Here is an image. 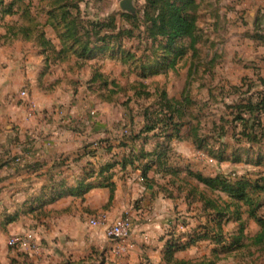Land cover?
I'll list each match as a JSON object with an SVG mask.
<instances>
[{
  "label": "rangeland",
  "instance_id": "374dc122",
  "mask_svg": "<svg viewBox=\"0 0 264 264\" xmlns=\"http://www.w3.org/2000/svg\"><path fill=\"white\" fill-rule=\"evenodd\" d=\"M132 1L134 12L123 11L120 0H0V140L10 135L13 141L9 151L0 147V156H9L13 169L23 172L16 181L25 186L42 181L27 157L43 148L48 157L61 155L60 170L73 167V184L83 179L86 192L100 187L104 177V183L127 182L116 217L106 210L91 217L105 216L108 225L127 217L128 236L116 239V256L126 253L135 222L157 219L161 225L154 233H137L155 234L162 251L174 243L175 259L264 264V242L253 241L257 219H264V192L247 187L248 203L197 177L264 180V114L256 117L258 124L239 107L261 91L244 78L251 55L245 41L253 35L259 40L241 19L246 0H167L190 2L185 13L194 19L196 38L177 39L169 48L144 20L149 0ZM159 5L149 7V15ZM100 22L109 26L88 39L123 33L105 39L107 44H90L106 48L82 55L85 31L93 34ZM128 53L134 57L126 58ZM147 165L145 180L136 169ZM46 172L41 187L54 180ZM56 195L21 214L0 206V236L11 254L6 264L32 263L28 258L39 248L11 247L9 239L35 233L27 224L35 207ZM140 258L157 261L148 251ZM163 263L162 253L157 264Z\"/></svg>",
  "mask_w": 264,
  "mask_h": 264
},
{
  "label": "crops",
  "instance_id": "0c3cea01",
  "mask_svg": "<svg viewBox=\"0 0 264 264\" xmlns=\"http://www.w3.org/2000/svg\"><path fill=\"white\" fill-rule=\"evenodd\" d=\"M244 6L246 9H243L241 19L251 30L258 32L259 39L256 40L253 35L249 41H245V44L251 47V55L244 61L247 68L244 71V78H252L259 85L261 91L257 94L258 97L264 95V0H246ZM12 142L11 136L5 135L0 140V147L9 151L13 146ZM43 152L44 148L39 153L27 157V162L35 164L31 173L40 174L39 177L42 178L40 183L29 186L16 181L23 172L13 169L15 165L11 160L8 162L9 156H4L3 159L0 156V206L15 210V214H21L26 210H32L33 205L37 206V203L44 202L50 194H58L50 202L35 207L38 211L35 218L27 222L35 231L40 245L38 254L31 259L28 258L31 264H146L140 256L147 251L157 259L156 262L151 260L153 264L161 261L163 251L155 234L151 237L137 233V230L144 228L152 229L148 233H154L158 224L161 225L157 219L151 220V223L143 219L135 222L136 229H133L130 244L126 246V253L122 257L114 254L119 243L105 236V227L88 224L91 217L103 210L109 211L112 218L119 214L121 206L119 194L127 182L121 180L111 182L114 189L111 201L110 191L106 186L94 188L79 196V190L76 189L78 185L75 186L72 180L76 177L72 172L73 167L66 165V170L64 168L60 170L63 165L57 159L61 155L57 153L48 157L44 154L46 151ZM46 170L54 180L49 187H41ZM108 201L110 203L106 206ZM10 255L4 238L0 236L2 264L7 263L5 261H8Z\"/></svg>",
  "mask_w": 264,
  "mask_h": 264
},
{
  "label": "trees",
  "instance_id": "16d2710c",
  "mask_svg": "<svg viewBox=\"0 0 264 264\" xmlns=\"http://www.w3.org/2000/svg\"><path fill=\"white\" fill-rule=\"evenodd\" d=\"M160 4L158 8V12L156 15L152 16L149 15V7L156 8L157 4ZM190 5V2L183 3L181 5H176L174 2H169L165 0H149L144 11V20H147L150 22V32L153 37L155 36H161L163 38H166V47L169 48L172 46V44L180 38L188 37L190 39V42H195V23L194 19L190 18L186 13L185 9ZM8 12L10 10L8 9ZM104 26H109V23L100 22L95 23L93 26V34L91 31H85V34L88 36L90 33L91 35H96ZM99 27V29H95ZM123 32H119L113 36L112 34H109L108 32H105L101 37H99L96 40L88 39L89 36L85 41H82L83 50L82 55H86L89 52H91L93 49H104L106 48L105 45H90V44H98L97 42H101L102 44L105 43V39L110 37H117V35L122 34ZM127 33H131V31H127ZM78 41V37L75 39ZM98 40V41H97ZM134 55L132 53H128L126 55V58H132ZM240 108H243L246 112H248L253 117L254 120L257 121L259 124V115L264 114V95L256 97V100L253 101V99L249 98L245 103H242V105H239ZM173 112H178V109H174ZM256 114V115H254ZM171 119V116L169 117ZM241 120H243L242 117H239ZM146 130H152L154 129V126H149L145 128ZM149 166H145L142 169V177L146 180L147 177V170ZM198 179L204 181L206 184L217 187L221 191H224L234 197H241L246 198L245 202L251 203L252 199L249 197V194L245 192L246 188L249 187L251 190H261L264 192V180L260 183L259 181L251 182L250 180L246 179H240L235 182H231L230 180H226L220 176H217L215 178H206L202 175H197ZM104 177V181H105ZM83 179L78 182V188L79 193L78 195L81 196L84 192H86L89 188L88 183H83ZM99 183L100 186H107L110 189V198L113 194V183L107 182ZM152 182L148 180V184H151ZM54 197H52L53 199ZM211 208H217V205H212ZM221 212L218 211V215H220ZM251 216H256L255 212L253 210L250 211ZM257 222L260 225L259 231L255 234L253 237V241L255 244H261L264 242V219L258 218ZM201 236V235H200ZM204 237H207V234L202 235ZM176 250L175 244L170 243L166 249L163 251V258L165 263L167 264H190V261L182 260V259H175L173 254ZM10 264H17L15 260H12ZM211 264V263H210Z\"/></svg>",
  "mask_w": 264,
  "mask_h": 264
},
{
  "label": "built area",
  "instance_id": "2783aa9c",
  "mask_svg": "<svg viewBox=\"0 0 264 264\" xmlns=\"http://www.w3.org/2000/svg\"><path fill=\"white\" fill-rule=\"evenodd\" d=\"M140 174L142 171L136 169ZM141 176V175H140ZM142 177V176H141ZM142 179V178H141ZM105 216L91 218L88 222L90 226H97L100 223H105ZM105 234L108 238L116 240L117 238L125 239L128 236L129 222L127 217L118 218L111 224L105 223ZM9 245L22 250L36 252L39 248V242L34 232L26 231L22 234L11 235Z\"/></svg>",
  "mask_w": 264,
  "mask_h": 264
},
{
  "label": "water",
  "instance_id": "95a60500",
  "mask_svg": "<svg viewBox=\"0 0 264 264\" xmlns=\"http://www.w3.org/2000/svg\"><path fill=\"white\" fill-rule=\"evenodd\" d=\"M119 6L123 11L134 12L135 7L132 0H120Z\"/></svg>",
  "mask_w": 264,
  "mask_h": 264
}]
</instances>
